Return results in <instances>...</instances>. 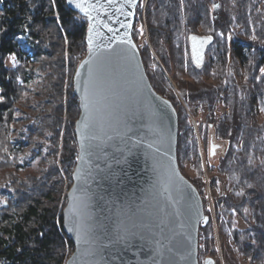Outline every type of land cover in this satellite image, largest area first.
<instances>
[{
  "label": "trees",
  "instance_id": "obj_1",
  "mask_svg": "<svg viewBox=\"0 0 264 264\" xmlns=\"http://www.w3.org/2000/svg\"><path fill=\"white\" fill-rule=\"evenodd\" d=\"M147 4L150 44L139 48L154 88L178 112L180 169L191 164L194 178H188L209 213L187 108L154 52L189 107L211 108L217 92H226L228 115L208 118L199 129L207 168L216 173L211 181L224 178L228 186L215 201L223 264H240V255L247 264H264V0ZM86 32V20L66 0H0V264H65L74 250L63 209L78 158L73 75L87 53ZM193 36L211 37L202 65L190 55ZM133 37L139 41L136 27ZM214 240L212 223L201 224V264L208 255L221 264Z\"/></svg>",
  "mask_w": 264,
  "mask_h": 264
},
{
  "label": "water",
  "instance_id": "obj_2",
  "mask_svg": "<svg viewBox=\"0 0 264 264\" xmlns=\"http://www.w3.org/2000/svg\"><path fill=\"white\" fill-rule=\"evenodd\" d=\"M140 2L114 0L110 5L108 0H84L85 7L92 5L85 13L75 4L69 6L66 0L68 7L87 22V53L73 75V91L80 106L75 123L79 159L63 209V230L74 245L65 264H201L199 231L201 224H209L210 217L199 189L179 166L178 112L172 101L154 88L133 37ZM129 12L133 14L128 15ZM128 23L131 27L122 26ZM109 27L114 30L115 39H110L114 32ZM196 38L191 41L192 47L196 44L198 48L195 63L202 64L209 39ZM129 40L130 44L126 42ZM101 107L109 115L128 121L139 134L133 139L144 141L133 149L130 167L112 165L117 173L114 180H105L97 171L96 164L104 168V163L97 161L92 150L97 141L92 138L90 124ZM117 131L124 130L117 127L109 130L108 135L115 136ZM115 147L109 151H115ZM154 161L159 162V167H154ZM101 192L113 193L116 205L110 204L103 214L97 205V194ZM83 202H87V209L82 207ZM130 210L135 214L133 220H143L148 232L145 240L134 239L130 250L118 246L119 251L106 252V241L99 236L96 244L91 245L87 230H78L74 223V218L81 219V213L85 220L88 213L93 220L97 216L100 220H114ZM93 250L95 256L91 255ZM209 261L217 264L212 256L205 257L203 264Z\"/></svg>",
  "mask_w": 264,
  "mask_h": 264
},
{
  "label": "snow or ice",
  "instance_id": "obj_3",
  "mask_svg": "<svg viewBox=\"0 0 264 264\" xmlns=\"http://www.w3.org/2000/svg\"><path fill=\"white\" fill-rule=\"evenodd\" d=\"M114 0H108V3L111 5ZM129 3H136V0H128ZM184 0H180V5L183 7ZM69 6L75 4V7L80 9V11L87 13L88 9L92 7L89 5L85 7L84 0H68ZM213 7H219V5H213ZM133 13L129 12L128 15ZM70 26L75 24V18L70 22ZM123 27H131V24L122 25ZM107 27V25H105ZM91 30V29H90ZM110 32H114L112 28L108 29ZM140 34H143V28L139 30ZM223 36L224 34L221 33ZM230 38V37H229ZM254 38V37H253ZM115 39V32L112 38ZM193 40L197 38L192 37ZM207 39H211L208 37ZM131 43V41H126ZM92 40L89 38V44L91 45ZM135 47V45H133ZM11 58L15 61V54H12ZM261 72H264V68L261 69ZM95 86H93V97L95 96ZM95 102V101H94ZM88 107V104H85V108ZM97 114L95 118L91 121L90 124V133L94 141H97L92 146L93 152L96 154L97 161H102L104 163V168H100L99 163L96 164L97 171L102 174L105 180L112 179L114 180L117 176V173L112 170V165H126L130 167L129 158L134 155L133 149L144 143L142 139L134 140V136H138V132H134L132 127L129 126V122L121 120L119 117L111 116L104 111V109L97 108ZM117 127L123 128L124 131H117L115 136L108 135L109 130H115ZM115 151H109L113 146ZM151 148V145H149ZM79 159V157H78ZM251 162V161H250ZM154 167H159V162L154 161ZM126 174V173H125ZM163 180V177L161 178ZM118 183H123L119 181ZM167 184L165 183V188ZM243 195V193H238ZM115 207V198L113 193L104 194L103 192L97 194V205L100 209V213L103 214V211L109 205ZM82 207L87 209V202H83ZM247 211V210H245ZM81 219L76 220L74 218V223L77 225L78 230L86 229L90 237V244L95 245L97 237H101L103 241H106V244L103 245V250L108 251L113 249L119 251L120 247L123 246L126 250H130L132 247V241L134 239H139L141 241L146 239L148 234L145 222L143 220H133L135 215L131 210L127 213H123L122 217H117L112 220L108 217H105L104 220H100L99 216L95 220L92 219L91 214L88 213L87 219L85 220L84 213H81ZM207 220V217H205ZM143 229V230H142ZM97 253L95 250L91 252V255L95 256ZM115 258V257H113ZM208 264H211L209 261Z\"/></svg>",
  "mask_w": 264,
  "mask_h": 264
},
{
  "label": "rangeland",
  "instance_id": "obj_4",
  "mask_svg": "<svg viewBox=\"0 0 264 264\" xmlns=\"http://www.w3.org/2000/svg\"><path fill=\"white\" fill-rule=\"evenodd\" d=\"M146 0L143 1L142 3V6L141 8L144 6ZM147 3H148V0H147ZM146 3V7H145V25L142 27L143 28V34H140L139 30L141 29L140 25L139 24H136V29L137 31L139 32V42H140V45H144L145 43H148L150 44V41H149V30H148V24H147V7H148V4ZM153 51V50H152ZM154 52V51H153ZM154 57L155 59L158 61L159 65L161 66V68L163 69L164 73L166 74V76L168 77L171 85L175 88L176 90V93L178 95V98L181 100V102L185 105V107L187 108V111H188V114H189V119H190V123L191 125H193V121H195V123L198 121L201 122V126L206 122V120L208 118H210L208 116V112L213 108V106L215 105V103H217V98L219 97V95L221 94L222 97H223V104L224 106H226V108L229 109V112H230V107L227 106L226 102H225V98H226V92L225 91H219L217 92L216 94V97H215V100L213 102V105L211 108H207L206 106L205 107H202V108H199V109H196V107L194 106H191L189 107L185 100L181 97V95L178 93V89H177V84H176V81L172 78L173 77V74L170 72L168 73L164 67V64L162 63V61L160 60V58L155 54L154 52ZM174 69H177V66L176 68ZM244 71V69H243ZM176 72V71H175ZM180 76L188 81L192 80V78H188L184 73H180ZM205 78V76H204ZM225 115H228V113H225ZM224 115V116H225ZM193 119V120H192ZM205 119V120H204ZM260 120H264V117L262 115H260ZM200 126V128H201ZM193 127V126H192ZM194 136L197 138V143H198V149H199V154H200V157H201V163H202V170H203V181H204V184L202 185V190L204 192V195L205 197L207 198L208 200V205H210L209 203V197L211 194H209V190H211L212 194L214 195L215 193H221L222 194V197H225L228 193V186H227V183L225 181L224 178H221L218 182H213L211 181L210 179V176L216 174L215 171H209L208 168H207V164H206V154H205V150H204V141H203V137L202 135L199 134V131L197 132L194 128ZM198 134H199V139H200V144H199V139H198ZM210 147H211V150L212 152H215L216 148L215 146L212 144H209ZM213 145V146H212ZM191 164H188L186 169H185V172L184 174L189 177V178H194V171L192 170L191 168ZM31 171H37V169L34 167L31 168ZM210 182V183H209ZM211 184V185H209ZM209 186V187H208ZM221 190V191H220ZM216 201V199L214 200V202ZM235 220L238 222V226L239 228L243 229L245 228V224L241 221V219L239 218H235ZM217 226H218V220H217ZM219 227V226H218ZM216 233V234H215ZM214 233V248L216 249L217 253L219 252L220 255H221V262H223V246H224V239L222 238L221 234H220V229H219V232H215ZM216 235V237H215ZM219 255V256H220ZM239 258V263L240 264H247L246 260L244 259L243 256H238Z\"/></svg>",
  "mask_w": 264,
  "mask_h": 264
},
{
  "label": "built area",
  "instance_id": "obj_5",
  "mask_svg": "<svg viewBox=\"0 0 264 264\" xmlns=\"http://www.w3.org/2000/svg\"><path fill=\"white\" fill-rule=\"evenodd\" d=\"M146 3H147V0L145 2L144 6L142 8H140L138 10V12H137V24H139L140 27H143L145 25V23H146V21H145V7H146ZM225 113H229V109L226 108V106H224L223 97L220 94L219 97L217 98V103H215L213 108L208 112V116L210 118H212L214 121H219V120H221L224 117ZM200 126H201V122L200 121L199 122L197 121L196 123H195V121H193V128L197 132H198ZM198 139H199V134H198ZM199 144H200V139H199ZM209 185H211V184H209ZM208 190H209V194H211L210 197H209V203H210L209 210H210V213H211L212 222H213V230H214V233H215V232H218V226H217V208H216L214 200L217 199L218 197H221L222 194L221 193H218V194L215 193L213 195L211 190L210 189H208ZM223 205H224V201H221L220 202V207H223ZM215 237H216V235H215ZM220 259H221V255H220ZM222 264H223V262H222Z\"/></svg>",
  "mask_w": 264,
  "mask_h": 264
},
{
  "label": "flooded vegetation",
  "instance_id": "obj_6",
  "mask_svg": "<svg viewBox=\"0 0 264 264\" xmlns=\"http://www.w3.org/2000/svg\"><path fill=\"white\" fill-rule=\"evenodd\" d=\"M191 41H192V38L190 39V55H191L192 60L196 62L195 60H197L198 48L196 44L192 47ZM198 65H202V64H198Z\"/></svg>",
  "mask_w": 264,
  "mask_h": 264
},
{
  "label": "bare ground",
  "instance_id": "obj_7",
  "mask_svg": "<svg viewBox=\"0 0 264 264\" xmlns=\"http://www.w3.org/2000/svg\"><path fill=\"white\" fill-rule=\"evenodd\" d=\"M203 64V63H202ZM220 121V120H219ZM200 256V255H199ZM207 257V256H206Z\"/></svg>",
  "mask_w": 264,
  "mask_h": 264
}]
</instances>
